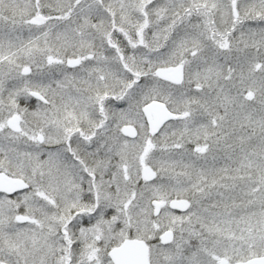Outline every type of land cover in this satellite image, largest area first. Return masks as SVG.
<instances>
[{"label": "snow or ice", "instance_id": "obj_1", "mask_svg": "<svg viewBox=\"0 0 264 264\" xmlns=\"http://www.w3.org/2000/svg\"><path fill=\"white\" fill-rule=\"evenodd\" d=\"M0 264H264V0H0Z\"/></svg>", "mask_w": 264, "mask_h": 264}]
</instances>
